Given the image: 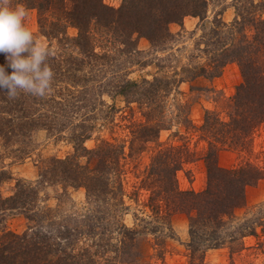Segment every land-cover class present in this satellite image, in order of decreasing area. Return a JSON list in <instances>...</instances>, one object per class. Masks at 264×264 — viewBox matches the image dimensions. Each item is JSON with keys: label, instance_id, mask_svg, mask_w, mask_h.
<instances>
[{"label": "trees", "instance_id": "obj_1", "mask_svg": "<svg viewBox=\"0 0 264 264\" xmlns=\"http://www.w3.org/2000/svg\"><path fill=\"white\" fill-rule=\"evenodd\" d=\"M236 1V17L228 24L220 16L209 20L208 0H122L118 8L103 0H23L37 11L40 34L49 43L46 62L54 73L52 92L45 97L21 92L16 98L0 92V143L14 158L25 160L32 153L35 134L44 130L71 144L73 152L46 161L37 181L18 180L10 196L0 194V264H144L137 245L144 235L154 237V256L164 260L178 215L188 220V264H206L208 251L225 247L232 257L239 255L248 249L246 238H258V228L264 233L261 207L246 219L239 217V211L252 209L247 188L264 180V167L254 161L253 149V134L264 124V0ZM187 17L201 22L196 47L201 56L195 59L204 58L205 63L182 68V77L175 71V77L130 78V68L148 65L135 58L138 39L163 47L182 36L174 35L170 27L184 30ZM70 27L77 29L76 37L68 35ZM4 63L0 55V64ZM232 63L243 80L226 100L224 117L206 111L197 129L207 142L201 157L207 186L199 193L182 191L178 173L196 154L186 143L160 141L161 132L169 129L166 100L179 84L218 78ZM117 99L129 110L123 117L129 146L113 137L116 115L122 112ZM83 110L91 115L84 113L76 122ZM182 122L195 129L188 115ZM102 131L107 136H98L97 145L89 149L86 143ZM224 151L245 160L225 168L220 165ZM145 152L149 164L127 196L126 161ZM11 179L10 172L0 173V184ZM49 187L63 191H56L55 207L47 205ZM70 189L85 190L80 211H75ZM140 190L148 194L147 200L144 209L134 213L130 228L124 223L131 210L126 197L136 201ZM67 205L73 208L71 213L63 212ZM9 213L26 219L24 233L7 228Z\"/></svg>", "mask_w": 264, "mask_h": 264}, {"label": "rangeland", "instance_id": "obj_2", "mask_svg": "<svg viewBox=\"0 0 264 264\" xmlns=\"http://www.w3.org/2000/svg\"><path fill=\"white\" fill-rule=\"evenodd\" d=\"M104 3L110 7H120L122 0H103ZM208 18L213 20L215 16L220 18L225 23H232L236 17V0H208ZM11 6L17 3H23V0H9ZM238 4V3H237ZM26 5V4H25ZM29 9L26 18V26L34 33V35L47 47L49 45L45 37L40 34L38 26L37 11ZM201 22L197 18L187 17L183 22V28L178 25H171L170 31L174 34H182L180 37H175L172 42L163 47L155 48L145 38H139L137 42L138 54L135 58L144 61L148 65H135L130 68V78L140 79L145 77L152 80L155 75L175 77V71H178L180 76H184L181 72L182 68L195 66L196 63H205V59H195L199 54L196 50L199 36L201 34L199 26ZM70 37H76L77 29L70 27L67 30ZM200 55V54H199ZM201 56V55H200ZM204 57V56H203ZM164 68L159 70L158 65ZM182 75V76H181ZM178 76V75H177ZM242 76L238 66L235 63L229 64L223 70L220 77L215 79H206L203 77L197 78L191 82H183L178 85L177 89L173 90L167 98V109L165 112V125L169 129H165L160 134V141L163 143H173L175 145H182L186 143L195 152V157L192 163L185 165L184 169L178 173L179 187L182 191L202 192L207 186V168L204 160L201 158L203 152L206 151L207 142L201 137L199 129L205 119L206 111H216L224 116V106L227 99L235 95L236 88L242 82ZM104 100L108 105L112 104V100L105 97ZM116 106L122 110L116 115L115 123L118 127L114 129L116 139L126 142L129 146V137L127 132L123 130L127 124L123 117L129 112L126 104L122 99H117ZM97 105V104H96ZM98 106V105H97ZM136 109V105H133ZM84 110L76 118V122L83 119ZM91 115V113H87ZM140 114L134 111V117L139 120ZM188 115L189 120L194 125L195 129H190L189 124H182L184 116ZM86 117V116H85ZM107 136L103 131L94 134V138L86 143L89 149H93L98 143V136ZM57 136V135H56ZM54 134L51 135L47 131L41 130L37 132L32 140L33 150L29 157L25 160H18L14 158L13 153L6 152L2 149L0 143V173L5 170L11 173L12 179L0 184V194L3 197L10 196L14 190L18 180H25L28 182H35L39 177L40 167L50 159L65 158L72 154V145L66 141H61ZM126 146V147H127ZM17 149V146L11 147ZM253 149L255 153L254 161L259 166L264 167V124L260 125L253 134ZM198 155V156H197ZM200 155V156H199ZM245 157L238 155L231 151H224L220 157V165L225 168L236 167ZM149 164V155L145 152L135 160L128 159L126 161V175L124 178V185L127 196L134 191V187L140 183L139 172H143ZM137 166L136 169L134 167ZM62 193V189L47 188L46 193L49 196L47 205L55 207L57 201L55 200L56 191ZM248 205L252 207L250 210L243 209L239 211V217L246 219L248 213L255 211L257 207H261L264 211V180L258 185L248 187L246 190ZM69 195L71 201L76 207L75 211H80L85 204V190L84 189H70ZM148 194L140 190L136 201L129 200L126 197L127 204L131 207L128 214L125 215L124 223L130 227H134V213L141 212L143 205L147 200ZM73 208L67 205L63 212L71 213ZM146 211V209H145ZM7 228L17 234H22L27 229L26 219L18 213H9L4 221ZM2 225V223H1ZM173 229L175 236L168 239L166 242L167 252L164 260L158 259L154 256L155 251L152 248L154 244L153 236H143L138 239V250L142 254L144 264H188L189 251L187 244L189 242V226L188 220L183 215H178L173 219ZM262 228H258L259 237H248L245 239V245L248 248L239 255H230L229 248L225 247L217 250H210L206 254V264H264V233H261ZM263 244L262 247L259 245ZM152 256V257H151ZM164 262V263H163Z\"/></svg>", "mask_w": 264, "mask_h": 264}, {"label": "clouds", "instance_id": "obj_3", "mask_svg": "<svg viewBox=\"0 0 264 264\" xmlns=\"http://www.w3.org/2000/svg\"><path fill=\"white\" fill-rule=\"evenodd\" d=\"M28 13L23 3L13 7L9 0H0V55L5 58L0 64V92L9 98L21 92L36 97L52 92L54 73L46 62L50 50L26 26Z\"/></svg>", "mask_w": 264, "mask_h": 264}]
</instances>
